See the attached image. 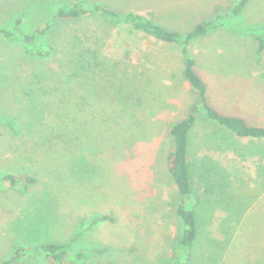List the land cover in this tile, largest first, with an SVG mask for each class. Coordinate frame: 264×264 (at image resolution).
Masks as SVG:
<instances>
[{"label": "rangeland", "instance_id": "1", "mask_svg": "<svg viewBox=\"0 0 264 264\" xmlns=\"http://www.w3.org/2000/svg\"><path fill=\"white\" fill-rule=\"evenodd\" d=\"M75 1L0 0V28L12 31L20 19L18 31L31 35ZM99 1L182 34L221 17L188 45L195 71L209 106L264 126V48L256 53L255 42L264 39V0H249L236 16L238 0ZM35 41L52 54L37 57L0 38V118L29 126L14 136L0 125V262L22 247L73 240V252L95 251L98 264H174L170 129L199 104L180 47L96 17L58 21ZM34 112L38 123L29 120ZM211 127L199 119L189 140L201 203L190 264H264V141L240 139L241 154L220 151L207 139ZM7 174L34 182L20 190L1 179Z\"/></svg>", "mask_w": 264, "mask_h": 264}, {"label": "trees", "instance_id": "2", "mask_svg": "<svg viewBox=\"0 0 264 264\" xmlns=\"http://www.w3.org/2000/svg\"><path fill=\"white\" fill-rule=\"evenodd\" d=\"M248 1H236L230 15L236 16ZM95 17L113 27L127 26L131 30L140 32L156 41L176 44L184 55L183 78L198 95L199 104L193 106L185 118L171 127L170 135L173 145L166 158V167L176 188L177 207L175 214L180 225L178 255L174 264H190L198 238L199 228L196 214L201 204L198 197L192 194L194 175L200 176L198 168L189 162L188 147L193 127L199 119L203 123H211L212 127L208 132L207 139L216 142L214 148L220 151L231 150L235 153H238L239 150V154H241L244 146L240 144L239 140L248 139L250 145L254 141H264V126L250 125L241 117L224 115L209 106L206 97V85L195 71V60L190 55L188 45L191 41L202 38L221 26L222 24L219 23L221 17L219 16L216 20L199 22L188 32L182 34L164 28L151 15H142L133 11L118 12L104 6L99 0H77L67 9L58 8L54 17L48 20L43 28L35 30L31 35L18 31L17 27L21 20L17 19L12 31L0 28V38L5 42L17 41L26 53L46 58L52 54L53 49L49 45L43 46L37 43L36 37L47 35L58 21L78 22ZM255 42L256 53H260L264 48V39L256 36ZM37 113L39 114V112ZM37 113L28 114L30 122L38 123ZM0 125L14 136H21L29 130L28 124L19 127L15 120L10 117L0 118ZM1 179L20 190L24 189L27 184L34 182L30 177L19 176L17 178L9 174L4 175ZM226 186L224 183L220 189L224 190ZM106 219L103 216L96 217L92 220L91 225ZM72 243L73 240H69L63 243L47 242L27 248L22 247L2 260L0 264H13L21 257L36 259L42 264L49 262L62 264L69 255L73 256V264H98L95 251L73 252L71 250Z\"/></svg>", "mask_w": 264, "mask_h": 264}]
</instances>
